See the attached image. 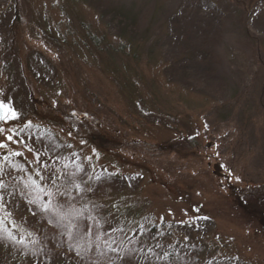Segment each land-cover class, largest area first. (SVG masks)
<instances>
[{"label": "rangeland", "instance_id": "obj_1", "mask_svg": "<svg viewBox=\"0 0 264 264\" xmlns=\"http://www.w3.org/2000/svg\"><path fill=\"white\" fill-rule=\"evenodd\" d=\"M0 101V180L72 162L111 251L74 233L0 264H264V0H0ZM3 182L11 236L55 234Z\"/></svg>", "mask_w": 264, "mask_h": 264}, {"label": "trees", "instance_id": "obj_2", "mask_svg": "<svg viewBox=\"0 0 264 264\" xmlns=\"http://www.w3.org/2000/svg\"><path fill=\"white\" fill-rule=\"evenodd\" d=\"M202 1H206V0H202ZM184 8L187 9L188 7L185 6ZM120 44H123V42L119 43V45ZM118 52L119 55L120 54L129 55V51L127 50V47H124V45L119 46ZM40 132L43 134L44 132H46V130H41ZM7 160L11 161V158ZM9 165L10 162L6 164L8 168L4 173L5 178L7 179L12 178V182L14 183L13 184L14 189L19 194V196L21 197L23 196L22 198L24 199L25 202H27V204L31 209H34V211L39 212V214L43 216L45 220H47L49 223L54 225L57 229H54L55 234L46 233L45 236H47L48 234H50V236H48V239L45 240V242L43 241L42 243H40L39 242L40 239H35V238L33 239L28 237H25L23 240H16L11 236L8 229L2 223H0V242L9 243L11 245H19L23 249L27 247L29 252H32L33 250L37 249L39 246H42L43 250L44 249L49 250V248L46 245L44 246V243H48V241L55 242V240H57L60 245L63 246L65 244L70 249L75 250L74 242L73 241L71 242V239H69L70 237L66 236V235L71 236L72 234L75 233L78 234L77 237L80 240L75 242L77 244H80V242L82 244L84 242L88 246V249L92 252V254L105 249V245L98 238L100 229L98 227V221L95 218V214L98 211L96 204H89L88 205L89 210H87L85 206V204H87V202L85 201V195L81 193L80 190H76L75 188L72 187V183L76 184L77 181L78 183L81 182V189H83L84 187L83 184H85L83 180L84 178H82V174L80 170L72 162L67 163L64 167H62V169H60V166L57 163V161H50V162L46 161V163H44V166H46L47 171H45L44 168L40 169L39 171L41 172L42 175L47 176L49 172H51L54 169L56 173H58L60 176V179L57 182V187L59 188V190L61 192H64L65 189L67 188L72 193L71 196L75 198V199H71V196L69 197V196L57 195V197L52 201V204L56 206H59V204H64L65 214L63 215L62 218L59 219L52 212L41 211L38 205L45 203L46 199L44 198L43 193H39L40 199H36L38 193L37 191L34 190L32 186V180H37V182L40 183L41 186L47 190L49 189L50 187L49 184L51 182L44 183L43 181H40L37 178V176L34 174V171L28 168L25 161L14 159L12 160V164L10 167ZM4 170L5 167L3 171ZM2 173L3 172H1V174ZM52 190H55V188ZM32 200H36V203L35 204L30 203V201ZM65 200H69L71 202L72 205L71 208H69L67 203H64ZM89 211H91L92 214H90ZM90 218L92 219L90 220ZM88 220L91 221L90 228H88L86 224ZM75 238L76 237H74V239ZM26 240L28 243L25 242ZM110 252H111L110 249L108 251L104 250L103 251L104 254L102 255L108 256ZM100 263L104 264V261ZM62 264H67V263H62Z\"/></svg>", "mask_w": 264, "mask_h": 264}, {"label": "snow or ice", "instance_id": "obj_3", "mask_svg": "<svg viewBox=\"0 0 264 264\" xmlns=\"http://www.w3.org/2000/svg\"><path fill=\"white\" fill-rule=\"evenodd\" d=\"M17 118V114L16 112L11 109L7 104L3 103L2 101H0V120H4V121H8V120H14ZM4 131L3 129H0V132ZM6 139L8 141H12L13 140V135H8L6 137ZM8 145L5 143H0V149H5L7 148ZM29 151H31V149H29ZM14 155H21L19 152L14 153ZM4 159H7V156L4 157ZM36 162L39 165V156L37 154V159ZM41 168H44L45 171H47L46 166L44 165H39ZM0 171H2V169H0ZM35 175L37 176V178L40 181H43L44 183H48L51 182L52 188H55V191L52 190V188L49 189H45L44 187L41 186L40 183L37 182V180H32V186L34 188L35 191H37V196L36 199H40L39 193H43L44 198L46 199L45 203H42L40 205H38V207L41 209V211L43 212H52L58 219L62 218L63 215L65 214L64 211V204H59V206L53 205L52 201L57 197V195L59 196H71V192L66 188L64 192H61L59 190V188L57 187V182L60 179V176L58 173H56V171L53 169L51 172H49V174L47 176H44L41 174V172H36ZM71 182V181H70ZM6 185L3 182V180H0V189H5L6 190ZM72 187L75 188L76 190H82L81 189V185L80 184H75L72 183ZM9 195H11V193H9ZM72 199H75L74 197ZM4 200V197L2 195H0V203H2ZM30 203L35 204L36 200H32L30 201ZM64 203H67L69 208H71V202L69 200H65ZM122 260L124 258H121Z\"/></svg>", "mask_w": 264, "mask_h": 264}, {"label": "flooded vegetation", "instance_id": "obj_4", "mask_svg": "<svg viewBox=\"0 0 264 264\" xmlns=\"http://www.w3.org/2000/svg\"><path fill=\"white\" fill-rule=\"evenodd\" d=\"M230 188H231V190H232L233 192L236 191V190H235V187L230 186ZM257 199H258L257 204H261V207L257 208V210H258L259 213H261L262 217H264V216H263V215H264V196H262V197H260V198L258 197Z\"/></svg>", "mask_w": 264, "mask_h": 264}, {"label": "water", "instance_id": "obj_5", "mask_svg": "<svg viewBox=\"0 0 264 264\" xmlns=\"http://www.w3.org/2000/svg\"><path fill=\"white\" fill-rule=\"evenodd\" d=\"M214 167L215 168H218V169H221L222 168V166L221 165H218V164H216ZM216 174L219 175V176H222V175H220L221 173H219V172H216Z\"/></svg>", "mask_w": 264, "mask_h": 264}]
</instances>
